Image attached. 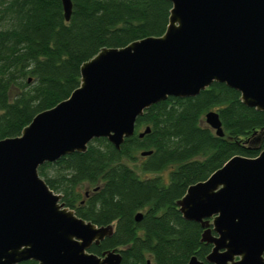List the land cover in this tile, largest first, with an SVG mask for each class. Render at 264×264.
Instances as JSON below:
<instances>
[{
    "label": "water",
    "instance_id": "1",
    "mask_svg": "<svg viewBox=\"0 0 264 264\" xmlns=\"http://www.w3.org/2000/svg\"><path fill=\"white\" fill-rule=\"evenodd\" d=\"M60 1L67 20L71 0ZM169 2L161 34L101 47L81 62L79 84L67 97L36 112L19 134L0 138V264H120L118 248L88 250L112 233V223L76 215L38 174L39 164L83 151L93 137L118 148L146 107L193 96L212 82L264 111V0ZM203 121L223 134L216 110L205 111ZM175 204L201 226L208 264H264V147L254 156L231 155L187 185ZM140 217L137 211L134 219ZM184 264L203 260L192 254Z\"/></svg>",
    "mask_w": 264,
    "mask_h": 264
},
{
    "label": "trees",
    "instance_id": "2",
    "mask_svg": "<svg viewBox=\"0 0 264 264\" xmlns=\"http://www.w3.org/2000/svg\"><path fill=\"white\" fill-rule=\"evenodd\" d=\"M170 6L169 0H71L66 20L60 0H0V138L19 134L36 112L67 97L79 84L81 62L101 47L161 34ZM209 109L218 113L221 136L203 121ZM263 147L264 111L212 82L193 96H167L146 107L118 148L93 137L83 151L45 161L37 172L76 215L112 223V233L89 251L118 248L120 264H184L192 254L208 264L201 226L182 218L175 200L231 155L254 156ZM141 150L150 152L140 156Z\"/></svg>",
    "mask_w": 264,
    "mask_h": 264
},
{
    "label": "rangeland",
    "instance_id": "3",
    "mask_svg": "<svg viewBox=\"0 0 264 264\" xmlns=\"http://www.w3.org/2000/svg\"><path fill=\"white\" fill-rule=\"evenodd\" d=\"M140 156H142V155H140ZM138 161V160H137ZM58 193V192H57Z\"/></svg>",
    "mask_w": 264,
    "mask_h": 264
}]
</instances>
